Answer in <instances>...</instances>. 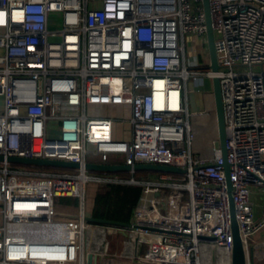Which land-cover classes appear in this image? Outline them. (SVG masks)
I'll return each mask as SVG.
<instances>
[{"label":"built area","instance_id":"2783aa9c","mask_svg":"<svg viewBox=\"0 0 264 264\" xmlns=\"http://www.w3.org/2000/svg\"><path fill=\"white\" fill-rule=\"evenodd\" d=\"M208 5L215 72L207 48L201 66L186 58L187 35L206 44L202 0H0V155L78 164L0 162V264H231L220 150L212 145L208 165L192 153L188 83L214 77L250 264L249 239L264 226V0ZM106 106H129L122 139L110 117L88 115ZM90 158L184 173L91 172ZM99 183L141 187L129 227L86 220L88 186ZM252 192L263 194L257 218Z\"/></svg>","mask_w":264,"mask_h":264},{"label":"water","instance_id":"95a60500","mask_svg":"<svg viewBox=\"0 0 264 264\" xmlns=\"http://www.w3.org/2000/svg\"><path fill=\"white\" fill-rule=\"evenodd\" d=\"M203 11L205 15V25H206V48L208 54V66L212 71L218 70V63L216 60V52L214 46V34L211 26V18L209 13L208 0H202ZM211 92L212 100L215 111L216 127H217V139L214 140L213 145L215 149L220 150L222 157L221 167L223 169L224 178L226 181L227 192L230 204V214H231V231L233 237V246L231 250V264H247L246 253L240 237L238 224L235 218L234 205L231 197V182L229 179V169L230 165L226 159V147H225V126L223 119V109L222 100L220 93L219 79L217 77L211 80ZM6 160L11 164L24 165L30 167H46V168H67L75 169L78 167L76 162L64 161V160H53V159H40V158H28V157H18V156H7L4 158L0 155V162ZM85 168L91 172L98 173H127L131 170L134 172H165L171 174H183L184 170L177 168L175 166L167 164H157V163H139L134 166H129L125 164H104L97 162H87ZM250 200L252 202V210L254 218L260 216L263 212V194L252 192L250 194ZM86 220L92 223L101 225L117 226L121 228H127L130 226L129 222H121L115 220H109L105 218H96L92 215L86 217ZM212 260H214L215 248L211 247ZM90 258L91 256L88 255Z\"/></svg>","mask_w":264,"mask_h":264},{"label":"rangeland","instance_id":"374dc122","mask_svg":"<svg viewBox=\"0 0 264 264\" xmlns=\"http://www.w3.org/2000/svg\"><path fill=\"white\" fill-rule=\"evenodd\" d=\"M185 49H186V58L195 59L200 64L207 63L205 61L206 55V44L203 42L200 44V40L194 38L191 35H187L185 38ZM191 62V61H189ZM190 85L188 84V91L190 89ZM194 93L196 96L200 95L198 92H191L189 94V110L192 112V104L194 101ZM210 94V93H209ZM210 95L208 96V98ZM103 116L110 117L112 122V132L114 139H122L123 131L129 128L128 119L130 118L129 106H106L101 109H89V116ZM191 129L195 135L194 143L192 146V153L194 157L203 158V161L200 162L201 165H208L211 163L212 159V145L214 140L217 139V127L215 120V111L214 105L211 104V107L207 109L206 112L201 114H191L190 118ZM90 160L99 162L97 158H90ZM110 162H114V160H110ZM96 187L94 185H89L87 190V204H91L93 195L95 193ZM90 207V206H89ZM113 237L118 240L121 239L119 235H113ZM125 237V236H123ZM203 261H208V257L205 256V249L201 248ZM217 254H221V250H217ZM225 254V253H223ZM217 259H219L217 257Z\"/></svg>","mask_w":264,"mask_h":264},{"label":"trees","instance_id":"16d2710c","mask_svg":"<svg viewBox=\"0 0 264 264\" xmlns=\"http://www.w3.org/2000/svg\"><path fill=\"white\" fill-rule=\"evenodd\" d=\"M126 176L128 173H117ZM137 174H149L138 172ZM90 207V214L96 218L129 222L132 207L138 200L141 187L128 184L99 183Z\"/></svg>","mask_w":264,"mask_h":264},{"label":"crops","instance_id":"0c3cea01","mask_svg":"<svg viewBox=\"0 0 264 264\" xmlns=\"http://www.w3.org/2000/svg\"><path fill=\"white\" fill-rule=\"evenodd\" d=\"M193 59L189 58V61L193 62ZM191 87L188 91V105H189V94L191 92H198V96L194 93V101L192 104V114H201L207 111L213 103L211 83L208 80H203L202 85L198 86L194 82L188 83ZM210 93V94H209ZM210 97L208 98V96ZM190 108V107H189ZM91 204L89 205L91 207ZM249 261L250 264H264V226L253 234L249 239Z\"/></svg>","mask_w":264,"mask_h":264},{"label":"bare ground","instance_id":"6f19581e","mask_svg":"<svg viewBox=\"0 0 264 264\" xmlns=\"http://www.w3.org/2000/svg\"><path fill=\"white\" fill-rule=\"evenodd\" d=\"M215 120H216V118H215Z\"/></svg>","mask_w":264,"mask_h":264}]
</instances>
